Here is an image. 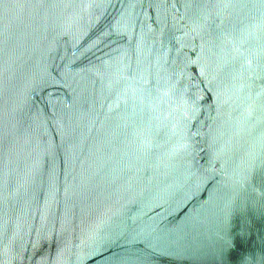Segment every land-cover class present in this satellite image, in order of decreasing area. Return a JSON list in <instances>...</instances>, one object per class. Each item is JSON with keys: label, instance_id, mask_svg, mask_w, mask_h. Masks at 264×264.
<instances>
[{"label": "water", "instance_id": "water-1", "mask_svg": "<svg viewBox=\"0 0 264 264\" xmlns=\"http://www.w3.org/2000/svg\"><path fill=\"white\" fill-rule=\"evenodd\" d=\"M0 264H264V0H0Z\"/></svg>", "mask_w": 264, "mask_h": 264}]
</instances>
